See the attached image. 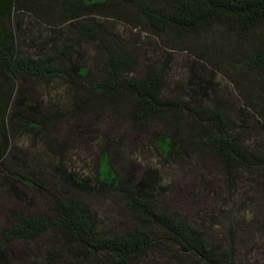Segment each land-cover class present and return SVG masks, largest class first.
Segmentation results:
<instances>
[{"label": "trees", "instance_id": "obj_1", "mask_svg": "<svg viewBox=\"0 0 264 264\" xmlns=\"http://www.w3.org/2000/svg\"><path fill=\"white\" fill-rule=\"evenodd\" d=\"M128 8L143 16L153 30L173 32L179 38L221 25L249 41L235 60L263 76L259 91L264 97V0H0V172H5L12 183L17 180L49 192L45 193V210L9 212L1 232L0 257L12 240L27 241L49 234L55 243L46 254L45 264L59 260L67 264H132L152 251L178 260L193 259L196 264H240L233 230L229 228L225 244L216 241L170 205L157 204L154 194L160 189L158 183L147 176L133 181L120 174L115 160L120 145L117 140L106 137L101 144L92 187L119 194L133 215L132 225L123 230H104L92 206L75 194L90 188L80 174L65 176L73 191L63 186L50 191L32 172L25 176L10 168L11 159H18L17 150L12 149L18 130L33 134L63 119L80 135L84 124H77L76 119L86 111L93 112L95 103L114 107L127 101L133 124L163 125L164 132H159L153 145L166 166L182 163L191 155L202 162L209 156L219 163L228 191L241 178H264V146L249 145L245 138L256 127L235 126L226 105L218 99L203 102L205 93L199 90L189 99L164 98L163 75L152 66L133 76L136 56L104 38L96 20L97 16H121ZM27 41L39 45V51L28 53L23 48ZM83 43L96 46L97 72L81 59L78 47ZM22 79L37 84L63 82L70 90L71 108L62 116L47 112L34 117L38 105L23 97L25 88L18 84ZM246 102L264 118V107L250 103L248 98ZM55 141L52 138L48 146L56 154ZM103 161L109 166L106 175L101 172ZM257 230L264 232V218Z\"/></svg>", "mask_w": 264, "mask_h": 264}, {"label": "rangeland", "instance_id": "obj_2", "mask_svg": "<svg viewBox=\"0 0 264 264\" xmlns=\"http://www.w3.org/2000/svg\"><path fill=\"white\" fill-rule=\"evenodd\" d=\"M96 20L104 38L136 56L138 64L133 76H140L152 66L163 75L164 98L189 99L199 90L205 93V103L220 100L228 108L235 126L237 123L256 127L245 137L247 144L264 146V118L249 109L246 102L248 98L250 103L264 107V97L259 91L263 76L235 60L248 48L249 41L237 38L221 25L179 38L173 32L153 30L145 18L131 8L121 16H97ZM23 48L28 53H37L40 49L39 45H30L28 41ZM78 52L91 71L97 72L96 46L83 43ZM18 84L25 88L22 95L28 97L27 102H37L38 113H33L36 118L47 112L62 116L71 108L70 90L63 82L54 80L37 84L22 79ZM93 110L76 119L77 124H84L80 135L76 134L74 125L63 119L54 121L49 129L36 130L33 134L18 130L12 141L18 159H11L10 168L25 176L32 172L34 178L50 191L62 186L73 191L65 176L80 174L90 188L74 191L75 194L92 206L104 230H123L132 225L133 215L119 194L92 187L101 144L106 137L117 140L120 145L115 160L120 174L133 181L147 176L151 182L158 183L160 189L154 194L157 204L170 205L194 225L207 230L216 241L225 244L229 228L233 230L236 260L240 264H264V232L257 230L264 218V178H241L233 190L228 191L222 182L219 163L209 156L202 162L191 155L182 163L178 161L166 166L153 145L159 132H164L163 125L157 122L136 126L129 118L127 101L114 107L98 102ZM52 138H56V144L53 143L56 154L48 146ZM108 171L109 166L103 161L102 175ZM5 176V172H0V238L9 212L31 214L43 211L48 205L45 193H49L17 180L12 183ZM54 243L49 234L27 241L12 240L7 248H3L0 264H45L46 254L53 249ZM51 264L67 263L59 260ZM132 264L196 263L193 259L178 260L152 251Z\"/></svg>", "mask_w": 264, "mask_h": 264}]
</instances>
